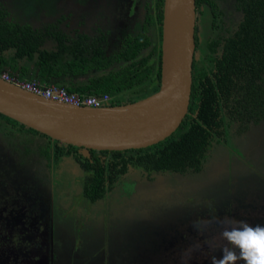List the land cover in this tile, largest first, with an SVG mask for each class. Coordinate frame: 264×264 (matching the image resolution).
Returning <instances> with one entry per match:
<instances>
[{"label": "flooded vegetation", "instance_id": "af4514ba", "mask_svg": "<svg viewBox=\"0 0 264 264\" xmlns=\"http://www.w3.org/2000/svg\"><path fill=\"white\" fill-rule=\"evenodd\" d=\"M244 2L195 0V56L205 52L222 56L226 39L243 19ZM158 3L63 0L59 11L41 17L35 25L26 23L37 28L52 25L63 33L69 49L74 42H82L89 49L86 57L100 52L110 59L106 70H119L143 56L157 59L151 50L162 34ZM138 14L140 21L135 18ZM18 18L9 11V20L24 23ZM142 32L149 44L126 60L124 53L136 45ZM204 41L214 43V48L210 50ZM52 45L50 38L44 43L49 49ZM67 55L71 61L72 52ZM242 120L227 126L218 140L212 136L197 171L162 170L155 163L145 167L129 154L126 161L117 158L107 166L108 157L100 152L104 150H96L103 180L101 188L89 191L86 169L96 161L90 151L84 155L82 147L49 140L31 127L0 116V210L4 211L0 225L5 241L20 248L22 239L35 238L46 264H161L169 255L180 254L183 240L200 236L207 241L208 224L216 219L231 224L232 198L242 180L251 179L252 187L264 183V153L259 152L264 134L256 140L252 137L264 126V114L250 119L244 115ZM246 137L258 151L250 153L244 147ZM242 191L249 194L247 188ZM60 239L66 245L64 263L58 251ZM23 260V255L18 256L15 263Z\"/></svg>", "mask_w": 264, "mask_h": 264}, {"label": "trees", "instance_id": "16d2710c", "mask_svg": "<svg viewBox=\"0 0 264 264\" xmlns=\"http://www.w3.org/2000/svg\"><path fill=\"white\" fill-rule=\"evenodd\" d=\"M162 4L163 0H159L158 22L163 18ZM243 9L239 28L226 39L220 58L207 52L194 56L188 113L177 129L145 148L100 151L108 157L107 166L117 158L123 162L135 156L136 162L145 167L155 163L162 170L197 171L202 167L212 136L218 140L227 126L241 124L244 115L250 119L264 114V0H245ZM8 16L9 10L0 0V73L7 69L20 78L64 86L81 97L108 94L111 105L136 101L159 88L160 37L151 50L157 59L143 56L119 70H106L110 59L96 51L91 58L86 57L89 49L78 41L69 49L63 33L52 25L37 28L9 20ZM48 38L53 42L51 49L44 47ZM137 38L136 45L124 53L126 60H131L150 42L144 32ZM203 43L210 50L214 48V43ZM68 51L73 55L71 61ZM0 116L12 121L1 113ZM89 151L90 158L96 160L86 169L89 181L86 189L90 191L101 188L103 177L97 151ZM87 163L90 164L88 160Z\"/></svg>", "mask_w": 264, "mask_h": 264}, {"label": "water", "instance_id": "95a60500", "mask_svg": "<svg viewBox=\"0 0 264 264\" xmlns=\"http://www.w3.org/2000/svg\"><path fill=\"white\" fill-rule=\"evenodd\" d=\"M195 19V0H163L160 86L150 95L117 105H73L0 77V113L60 143L82 147L84 155L90 149L153 145L170 136L188 113Z\"/></svg>", "mask_w": 264, "mask_h": 264}, {"label": "rangeland", "instance_id": "374dc122", "mask_svg": "<svg viewBox=\"0 0 264 264\" xmlns=\"http://www.w3.org/2000/svg\"><path fill=\"white\" fill-rule=\"evenodd\" d=\"M4 1L11 6L9 11L12 16L19 17L22 22H29L32 25H35L41 17L59 11L60 3L63 2V0ZM135 18L136 21L142 19L139 14ZM138 25L137 22L136 27ZM259 130L254 132L255 136H252L254 140L261 138L260 133L264 134V126H260ZM246 140L244 147L250 153L258 151L259 148H251L253 144L251 140L247 137ZM261 151L264 153V145L260 147L259 152ZM244 188L248 189V195L242 191ZM255 192L259 198L255 197ZM232 201L234 207L231 224L216 219L212 224H208L209 229L205 230L207 241H203L200 236L185 239L182 241L180 254L169 255L161 264H264V183L263 185L253 183L252 187L251 179L249 182L242 180L239 192ZM3 214L4 211L0 210V218ZM60 242L58 251L61 254L60 261L63 262L62 260L66 258L64 251L66 245L64 246L61 239ZM38 244L35 238H25L22 239L20 248H16L9 241H5L0 225V264H14L15 259L22 255L24 260L19 264H46V257L43 261V253L38 248Z\"/></svg>", "mask_w": 264, "mask_h": 264}, {"label": "built area", "instance_id": "2783aa9c", "mask_svg": "<svg viewBox=\"0 0 264 264\" xmlns=\"http://www.w3.org/2000/svg\"><path fill=\"white\" fill-rule=\"evenodd\" d=\"M1 78L32 93L63 103L98 107L103 105V102L110 100V96L108 94L81 97L75 92L68 91L64 86L45 85L36 79H21L17 74L10 73L7 70L2 72Z\"/></svg>", "mask_w": 264, "mask_h": 264}, {"label": "bare ground", "instance_id": "6f19581e", "mask_svg": "<svg viewBox=\"0 0 264 264\" xmlns=\"http://www.w3.org/2000/svg\"><path fill=\"white\" fill-rule=\"evenodd\" d=\"M1 77V76H0ZM110 101V100H109Z\"/></svg>", "mask_w": 264, "mask_h": 264}]
</instances>
